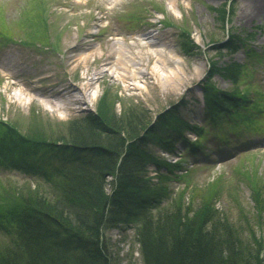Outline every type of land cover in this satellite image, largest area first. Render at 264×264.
Segmentation results:
<instances>
[{"label": "rangeland", "instance_id": "1", "mask_svg": "<svg viewBox=\"0 0 264 264\" xmlns=\"http://www.w3.org/2000/svg\"><path fill=\"white\" fill-rule=\"evenodd\" d=\"M261 2L264 0H0V31L6 30L9 37L0 39V121L12 129L16 125L26 136L25 128L35 114L41 125L39 131L66 141L71 123L87 115L100 119L103 113L99 110L106 106L115 124H131L139 133L161 121L160 115L173 114L191 126L206 128L209 142L212 140L206 153L189 152V142L199 138L192 128L185 131L186 140L176 142L172 154L160 146L166 129L148 142L153 157L182 165L169 173L148 161L151 182L165 184L172 192L171 199H165L150 213L157 216L176 203L190 206L194 212L203 201L212 199L216 209L225 212L235 225L246 227L247 241L253 243L249 222L262 241L264 256V207L262 212L257 211L251 186L257 177V185H264V115L257 123L259 127L242 130L218 149V134L205 123L203 91V84L209 80L210 61L224 68L233 61L244 63L249 59L243 48L220 49L231 32H254L251 45L260 53L264 50V14L255 12ZM39 3L46 6L48 29L44 33L35 16ZM232 5L233 12L222 22L221 8L230 11ZM35 29L39 31L32 32ZM145 34L154 44L141 51L136 43ZM21 40L35 44L25 45ZM117 40L132 58L125 61L128 71L116 66L120 54ZM170 51L177 62L161 61L155 54L162 52L169 59ZM139 52L143 63L158 71L159 79L134 75L136 70L148 69L140 64ZM253 62V81L264 91V57L260 62L253 58ZM110 69L112 74L105 76ZM222 74L217 70L210 83L222 90L232 88V78ZM122 75L126 77L120 78ZM87 77L99 80L84 97L80 86ZM56 104L64 108L56 109ZM28 178L24 172L0 166V197H14L15 188ZM31 185L36 187L35 182ZM44 188L48 193L47 186ZM106 191H111L109 183ZM261 197L264 200V189ZM139 224H124L105 232L103 244L110 264H143ZM0 240L6 241V237L0 234Z\"/></svg>", "mask_w": 264, "mask_h": 264}, {"label": "trees", "instance_id": "2", "mask_svg": "<svg viewBox=\"0 0 264 264\" xmlns=\"http://www.w3.org/2000/svg\"><path fill=\"white\" fill-rule=\"evenodd\" d=\"M45 9V4L39 3L35 13L43 33L48 29ZM229 12H233V5L230 11L221 8L222 22ZM6 32L0 31L3 41L9 38ZM185 34L182 32L186 38ZM254 35L231 32L227 43L220 45V49L243 48L249 57L244 63L233 61L223 68L210 61L209 80L203 84L205 123L216 130L218 149L242 130L259 127L257 123L264 115V91L251 73L253 58L262 61L264 50L260 53L251 45ZM182 46L188 50L186 42ZM217 70L232 78V88L222 90L210 83ZM251 106L254 108L250 111ZM99 111L103 113L100 119L87 115L71 123L66 141L39 131L41 125L35 114L25 128L26 136L16 125L12 129L0 121V166L29 176L15 188L14 197H0V234L6 237V241L0 240V264H110L103 244L105 232L133 223H140L143 264H264L262 241L249 222L253 243L247 241L246 227L235 225L225 212L216 209L212 199L203 201L194 212L190 206L176 203L157 216L150 213L165 199H171L172 192L165 184L151 182L148 161L169 173L182 165L153 157L148 142L166 129L165 136H159L160 146L173 152L176 142L186 140L185 131L192 128L199 138L189 142V152L197 155L206 153L212 144L209 130L191 126L173 114L160 115L161 121L139 133L131 124H115L106 106ZM108 177L111 180L107 182ZM257 179L251 186L257 211L262 212L264 185H257ZM108 183L110 192L106 191Z\"/></svg>", "mask_w": 264, "mask_h": 264}, {"label": "bare ground", "instance_id": "3", "mask_svg": "<svg viewBox=\"0 0 264 264\" xmlns=\"http://www.w3.org/2000/svg\"><path fill=\"white\" fill-rule=\"evenodd\" d=\"M255 12L258 15L264 14V2H261V4L256 8ZM117 41H118L117 44H116L117 45V50L120 52V54L118 55L119 57L117 59L116 66H118L119 69L124 68V70L128 71L129 70L128 69L129 67L128 66H126V68L124 67L125 66V61L127 60V58L128 59L130 58L129 60L131 62L132 58L127 56L126 51L124 49V46H123L122 42L120 40H117ZM153 42L154 41H152L150 39V37L148 36V34H145V35H142V36L139 37V42H137L136 44L138 46H141V48H142L141 51H142L144 49V47L146 48V47H149L152 44H154ZM170 52H171V54L168 55V58L169 59L164 58L165 56H162L163 55L162 52H159V53L158 52L157 53L155 52V54L159 57V59L161 61L168 62L169 60H171L172 62H177V60H176L177 58L172 56V53H174V52L173 51H170ZM128 54H129V52H128ZM132 55H134V54H132ZM138 58H139V62H142L140 64H142L145 67V69H146L148 66H147V64L143 63L144 57H143V55H142L141 52H139V57ZM81 60L85 61L86 58H83L82 57ZM110 74H112L111 73V69L108 70V71H106L105 76L110 75ZM134 75L135 76L142 75V78H144L145 80H149V79H151L153 77H156V79H159V77H160L158 71H153V69H151L149 67H148V69H146L145 72L144 71H141V70L134 71ZM125 77H126V75L120 76V78H125ZM97 80H99V78H96V77H87V80L85 81V83L83 84V86H80V89L82 90V94H84V97L86 96L87 92H89V90H91L94 87V85L97 82ZM121 80H123V79H121ZM172 80L173 79H170L169 80V85L170 86L172 84ZM18 85H19L18 83L15 84L16 87ZM73 87L75 88V86H73ZM17 95H18V96H16L17 98L22 99L19 94H17ZM55 108L56 109L57 108H64V106L63 105L56 104V107Z\"/></svg>", "mask_w": 264, "mask_h": 264}]
</instances>
